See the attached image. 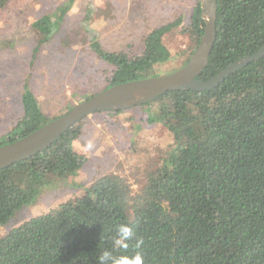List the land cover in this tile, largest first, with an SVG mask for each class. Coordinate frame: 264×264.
<instances>
[{"label": "trees", "instance_id": "1", "mask_svg": "<svg viewBox=\"0 0 264 264\" xmlns=\"http://www.w3.org/2000/svg\"><path fill=\"white\" fill-rule=\"evenodd\" d=\"M216 1L217 40L201 80L213 78L264 46V0ZM66 3L32 23L37 36L32 60L58 33L68 12ZM201 12L196 0L189 25L183 27L177 20L152 30L137 54L106 52L99 42H92L91 51L112 67L110 75L100 90L85 93L87 99L76 100L74 94L53 118L45 115L25 84L23 112L15 127L0 135V146L23 138L105 89L160 76L157 67L182 52L187 57L172 72L179 70L200 42L205 26ZM179 27L187 35L186 47L173 52L164 38ZM135 109L140 121L162 127L172 141L152 158L150 169L136 181L137 189L119 173L97 176L83 196L0 234V264H99L106 250L114 257L140 252L144 264H264V58L215 89L171 91ZM128 111L96 114L117 123ZM85 120L51 147L0 171V227L49 181L79 175L89 162L84 149L77 147ZM132 124H127L129 130ZM121 224L135 233L127 250L113 244ZM137 240L143 241L139 249Z\"/></svg>", "mask_w": 264, "mask_h": 264}, {"label": "rangeland", "instance_id": "2", "mask_svg": "<svg viewBox=\"0 0 264 264\" xmlns=\"http://www.w3.org/2000/svg\"><path fill=\"white\" fill-rule=\"evenodd\" d=\"M68 1V12L60 21L58 33L32 60L37 37L32 23L64 7ZM0 3L4 15V24L0 25L1 135L15 127L23 112L21 96L25 84L39 99L45 115L53 118L67 100L72 102L74 94L76 100L87 99L85 93L100 90V83L110 75L112 67L91 51L92 42H99L106 52L137 54L143 50L145 37L152 30L177 20L183 27L189 25L196 0H0ZM181 30L179 27L164 38L173 52L186 47L187 35ZM186 57L181 52L177 59L158 66L157 73L160 76L171 73ZM135 111L120 115L117 123L114 121L116 124L113 120L106 122L102 114L87 118L77 147L85 149L92 143V149L84 151L89 162L75 178L49 181L32 202L0 227V234L83 196L99 175L122 174L137 189L136 181L143 179L152 158L171 146L172 141L162 127L140 121ZM131 122L133 128L129 130L127 124Z\"/></svg>", "mask_w": 264, "mask_h": 264}, {"label": "water", "instance_id": "3", "mask_svg": "<svg viewBox=\"0 0 264 264\" xmlns=\"http://www.w3.org/2000/svg\"><path fill=\"white\" fill-rule=\"evenodd\" d=\"M205 26L200 42L185 66L157 77L112 86L88 100L75 104L67 113L12 143L0 146V171L27 160L51 147L64 133L96 113L127 111L146 105L171 91H208L231 75L264 58V46L244 56L209 80L199 77L207 68L217 40L216 0H200Z\"/></svg>", "mask_w": 264, "mask_h": 264}, {"label": "clouds", "instance_id": "4", "mask_svg": "<svg viewBox=\"0 0 264 264\" xmlns=\"http://www.w3.org/2000/svg\"><path fill=\"white\" fill-rule=\"evenodd\" d=\"M93 145L89 142L84 151H90ZM135 237V233L132 228L126 224H121L116 229V236L113 240L115 247L127 250L129 247V241H132ZM143 244L142 240H137L135 247L139 249ZM99 264H144L143 256L140 252H137L135 256H120L114 257L112 252L104 251L99 257Z\"/></svg>", "mask_w": 264, "mask_h": 264}]
</instances>
